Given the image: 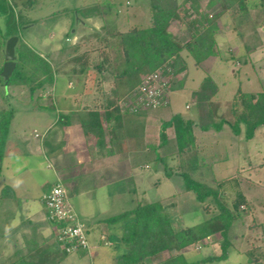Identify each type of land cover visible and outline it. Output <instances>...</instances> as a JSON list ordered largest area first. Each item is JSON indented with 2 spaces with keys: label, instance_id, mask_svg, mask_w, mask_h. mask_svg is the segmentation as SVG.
Here are the masks:
<instances>
[{
  "label": "rangeland",
  "instance_id": "1",
  "mask_svg": "<svg viewBox=\"0 0 264 264\" xmlns=\"http://www.w3.org/2000/svg\"><path fill=\"white\" fill-rule=\"evenodd\" d=\"M206 2L202 1L200 10L206 9ZM150 3L151 0H38V4L31 10L18 8L25 22L20 30L21 39L40 55L49 54L54 84L45 87L46 93L54 89L56 95L60 96L62 93H75L82 86L86 92H94L96 89L109 91L113 84L107 74L104 82L99 84L96 70L91 67L87 72L79 73L74 57L84 55L92 65L105 47V40L99 36L126 31L135 25L146 26L150 23ZM97 6L103 13L91 18H86L82 9L77 10L78 7H88L90 10ZM185 8L187 11H181V20L173 21L169 27L181 43L189 38L186 33L189 23L187 19L198 17L189 4ZM220 10L217 5L207 13L214 15ZM218 25V54L199 64L191 57L187 58L188 75L184 87L168 92L169 107L166 112L169 117L179 114L194 123L198 145L196 153L199 158L190 154L191 160L206 163L216 161L211 165L200 163L201 167L190 168V176L214 187L224 182L221 188L223 202L231 209L238 193L243 194L246 200L239 208L240 217L230 229L232 245L228 258L203 264H252L248 262L246 252L264 245V125L256 130L251 140L245 139L243 124L239 135L234 134L227 124H223L219 131L216 128L223 119L234 121L230 109L238 89L247 93L264 92V5L261 0H249L248 13L233 16L226 11L218 19ZM0 28H5L3 17H0ZM179 79L180 76H174V81ZM42 94L43 89H37L31 94L26 86H5L0 83V109L15 110L9 127V142L14 141L11 137L20 133L37 142L33 130L42 133L43 127L38 121L40 109L45 110L51 119L55 118L54 109L57 106L50 97H42ZM165 119L162 122L157 120V125ZM166 131L172 133V129L167 128ZM166 148L162 147V152L169 156H162L164 161L149 163L146 167L151 166L150 169H140L144 181L138 193L132 192L129 195L125 208L132 209L139 200L146 203L165 199V210L171 215L175 226L199 223L207 214L196 210L197 201L191 193L185 192L181 184L177 148ZM187 157L188 154L182 156L184 159ZM165 166L172 173L169 179L164 177L167 176ZM44 172L46 176V170ZM42 174L33 175L39 179ZM4 178L5 175H2L1 184ZM31 194V191L26 193L28 203L39 205L37 199H31ZM27 212L22 209L17 214L24 219ZM9 217L3 214L0 216V222L7 219L9 225L0 227V232L6 233L0 242L2 257L9 256L16 244H24L12 232ZM220 240V234L216 233L185 248L186 260L193 262L219 253ZM96 248L99 249L100 245L91 244L89 250L80 248L64 256L58 253L56 256L60 257H57L56 264H115L113 256L109 259L101 251L95 254L93 250ZM103 248L108 251L107 247ZM166 253L151 261L148 259L146 264L165 259L168 257Z\"/></svg>",
  "mask_w": 264,
  "mask_h": 264
},
{
  "label": "trees",
  "instance_id": "2",
  "mask_svg": "<svg viewBox=\"0 0 264 264\" xmlns=\"http://www.w3.org/2000/svg\"><path fill=\"white\" fill-rule=\"evenodd\" d=\"M202 1L151 0L149 24L135 25L126 31H115L99 36L100 39L105 40V47L99 53V59L92 65L84 55L74 57L79 73H85L92 67L99 76V84L104 82L107 75L111 79L113 86L102 105L106 112L104 121L109 123L115 114H119L118 101L131 93L145 76L163 65L170 66L175 77L180 76L178 81H169L167 91L182 89L188 75L187 58L191 57L199 64L218 54L216 35L220 31L218 19L222 14L229 11L233 16H244L249 11V0H207L206 9L200 10ZM261 3L264 5L263 0ZM37 4L38 0H0V17L4 18L5 26L4 29L0 28V83L5 86H26L31 94H34L37 89L45 90L46 86L54 84L49 54L40 55L20 36V30L25 22L18 8L31 10ZM188 4L198 17L192 20L187 19L189 23L186 33L189 38L181 43L170 32L169 27L173 21L181 20V11L186 12L185 6ZM217 5L221 10L214 15H209L208 10ZM80 9L84 11L86 18L103 13L98 6L90 10L88 7L77 8V10ZM12 36L19 38L15 48L16 67L11 77L4 80L1 76L5 62L4 47L7 39ZM230 111L234 121L223 119L219 123L220 126L216 128L217 131L221 130L223 124H227L234 134L239 135L241 124H243L245 139H253L256 130L264 125V92L247 93L238 89ZM14 113L15 110L0 109V179L3 160L8 155L9 127ZM82 126L86 132L99 134L103 129L100 114L94 113L88 121H83ZM168 127L174 129L177 154L180 157L178 175L182 178L183 188L197 201L196 210L204 211L207 217L194 225L177 227L171 215L165 210V199H161L146 203L138 201L132 209L101 219L99 222L106 225H119L120 243L126 246L125 252L114 257L115 264H146L148 259H156L164 252H167L168 257L154 264H203L226 260L229 256L232 245L230 229L234 221L240 217L238 212L240 206L246 201L245 197L238 193L231 209L223 202L221 188L224 182L214 187L194 180L188 171L190 168L201 167L200 163L211 165L216 161L206 163L191 160L190 154L198 157L197 137L191 120L174 114L169 121L162 124L163 140ZM184 154H188V160L182 158ZM160 158L164 161L163 157ZM165 169L166 175L171 176L172 173L167 171L166 166ZM10 200L19 202L11 186L5 184L0 191V205L3 201ZM216 233L221 236L219 253L193 262L186 260L185 248L194 246ZM5 235L6 233L0 232V242ZM61 245L66 246L63 242ZM38 246V243L32 239H27L24 244H16L13 252L7 257L1 256L0 246V264H56L58 262L57 257L51 260L37 257L34 251ZM246 254L249 263L264 264V245L250 249Z\"/></svg>",
  "mask_w": 264,
  "mask_h": 264
},
{
  "label": "crops",
  "instance_id": "3",
  "mask_svg": "<svg viewBox=\"0 0 264 264\" xmlns=\"http://www.w3.org/2000/svg\"><path fill=\"white\" fill-rule=\"evenodd\" d=\"M83 87L75 93H62L60 96L54 89L48 93L43 90L42 97H50L57 107L52 119L45 110L38 109V121L43 130L41 134L33 130L37 142L21 133L11 137L14 139L12 142L8 137V155L2 167L5 178L3 184L0 180V191L5 184L11 186L19 202L3 201L0 216L10 215L12 232L23 241L32 239L38 243L34 254L44 260L60 257L56 256L58 253L63 254L61 256L68 254L55 238V225L48 221V211L43 202V196L59 180L66 188L76 213L81 219L89 220L82 219L89 244L100 245L99 249L93 250L95 254L101 251L109 259L112 256L114 259L126 251V246L120 243L119 225H106L99 221L110 213L126 211L129 195L138 193L144 181L140 169H150L151 166L146 167L149 163L156 164L162 161L160 157L169 156L163 154L162 147H176L173 127H168L172 133L165 131L163 140V123H156L157 120L162 122L165 118V121L172 118L173 115L169 117L166 112L169 105L136 113L119 108L120 113L107 123L103 120L106 112L102 105L108 91L96 89L86 92ZM94 113L100 114L103 125L99 134L86 132L82 126L83 121H88ZM40 172L42 177L35 179L34 175ZM29 191L31 199H37L39 205L28 203L26 193ZM22 209L28 211L24 219L17 214ZM95 211H99L98 214ZM7 221L1 220L0 227L9 226Z\"/></svg>",
  "mask_w": 264,
  "mask_h": 264
},
{
  "label": "built area",
  "instance_id": "4",
  "mask_svg": "<svg viewBox=\"0 0 264 264\" xmlns=\"http://www.w3.org/2000/svg\"><path fill=\"white\" fill-rule=\"evenodd\" d=\"M172 80L174 75L170 66L163 65L145 76L131 93L121 98L118 107L122 111L136 113L166 106L169 104L167 84ZM43 202L48 211V221L55 225V238L59 245L67 253L80 248L89 250L86 225L72 207L60 180L43 196ZM62 242L66 246L61 245Z\"/></svg>",
  "mask_w": 264,
  "mask_h": 264
},
{
  "label": "water",
  "instance_id": "5",
  "mask_svg": "<svg viewBox=\"0 0 264 264\" xmlns=\"http://www.w3.org/2000/svg\"><path fill=\"white\" fill-rule=\"evenodd\" d=\"M17 36H12L7 39L4 47V59L5 62L3 64V69L1 72V76L4 78V80H8L15 67H16V52L15 48L18 42Z\"/></svg>",
  "mask_w": 264,
  "mask_h": 264
}]
</instances>
